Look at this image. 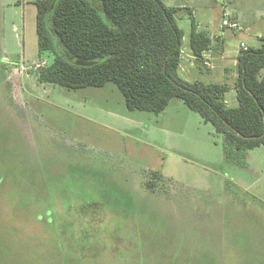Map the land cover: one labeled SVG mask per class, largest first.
I'll return each mask as SVG.
<instances>
[{"label":"rangeland","instance_id":"374dc122","mask_svg":"<svg viewBox=\"0 0 264 264\" xmlns=\"http://www.w3.org/2000/svg\"><path fill=\"white\" fill-rule=\"evenodd\" d=\"M35 1H0L3 51L25 68H6L13 92L0 93V264H264V145L228 161L223 136L180 99L129 111L113 83L30 92L23 75L52 60L38 52ZM184 2L211 34L224 10L236 16L245 33H226L229 51L264 36V0ZM190 21L178 23L183 57ZM187 66L188 82H223ZM225 100L237 105L233 89Z\"/></svg>","mask_w":264,"mask_h":264},{"label":"trees","instance_id":"16d2710c","mask_svg":"<svg viewBox=\"0 0 264 264\" xmlns=\"http://www.w3.org/2000/svg\"><path fill=\"white\" fill-rule=\"evenodd\" d=\"M39 55L50 63L37 72L41 84L77 90L113 83L129 111L159 114L180 99L224 139L228 161H240L264 145V36L240 50L237 76L226 82H188L179 76L183 29L177 8L161 0H37ZM208 33L190 21L189 49L197 62L209 50ZM236 93L229 107L225 94ZM152 189V182H146ZM30 206L18 208L24 211Z\"/></svg>","mask_w":264,"mask_h":264},{"label":"crops","instance_id":"0c3cea01","mask_svg":"<svg viewBox=\"0 0 264 264\" xmlns=\"http://www.w3.org/2000/svg\"><path fill=\"white\" fill-rule=\"evenodd\" d=\"M161 1L167 7L178 9V12H177L178 23L181 22L182 20H184L186 16H188V19H190V20H191V18L194 19L198 31H205V30H200V27H199L200 25H199V22L197 21V18H196L197 12L201 11L200 9H195V7H189L188 3H185V2L184 3H176L177 0H161ZM198 1L204 2L205 0H187V2L192 4V6H193V4H195ZM2 5L3 4H1L0 8H1V13L3 15L4 6L2 7ZM202 6H203V11H205V9H206L205 3H202ZM224 12H226V11L224 10L223 13ZM233 17L236 18V16H233ZM0 27H1V21H0ZM220 29H221V27H219L220 32L216 33V34L215 33L211 34V33H208L207 31H205L208 33V37L211 41V47L209 50L204 51L202 53V57H201V60L199 62H197L195 60L191 51L188 53V55H185V57H183V52H182L180 67H184L185 65H188L189 67L195 66L196 68H198V70H204V71H206V73L208 75L210 74L213 76H215V74L218 73V75H219L218 80H220V81L222 80L223 82H228V81H225L228 79V77L226 76V73L229 70H231V68H229L227 65H225V62H228V63L232 62V64H231L232 66H230V67H234L236 65V62H237L236 58H237L239 51H238V48H236L235 51H229L226 48V46H227L226 45V39H225V36L227 35L226 33L234 34L235 32L233 33L230 30H226V29L220 30ZM14 31H16V29H14ZM256 37H258V35H256ZM1 42L2 41L0 38V90H1L0 93L2 96H5V94L10 95V93L13 92V90H12L13 87L11 86L10 81L8 80V78L5 79V77L7 75L6 68H10L9 71H11V66H17L18 65V67L20 68L23 65L20 64L19 61H14V60L8 59L9 56L6 52L3 51ZM241 43H245L248 48L250 47L247 45V42L245 40H242ZM188 66H187V69H189ZM202 66H204V67H202ZM187 69H185V72L187 71ZM30 79H33L32 80L33 83L30 86L31 88H29V84H28V89L30 92H32V89H34L33 84L34 83L40 84V83L37 81V74L35 75V78L34 77H28L27 73L25 75H23L24 83H25V80L29 81ZM195 81H197V80H195ZM218 83H220V82H218ZM40 85H43V84H40ZM18 86H21V85H18ZM35 88H36V86H35Z\"/></svg>","mask_w":264,"mask_h":264},{"label":"built area","instance_id":"2783aa9c","mask_svg":"<svg viewBox=\"0 0 264 264\" xmlns=\"http://www.w3.org/2000/svg\"><path fill=\"white\" fill-rule=\"evenodd\" d=\"M221 29H226V30H230L232 32H243V28L242 26H240L239 22L237 21V19L235 17H233L232 15H229L227 12L223 13V19L221 22ZM262 37V36H260ZM259 37V38H260ZM241 50H247V46L245 43H241L240 45ZM46 65L45 61H41L39 63H36L33 65V67L39 69L42 68ZM32 68V66H30ZM20 69L24 70V66H21Z\"/></svg>","mask_w":264,"mask_h":264}]
</instances>
